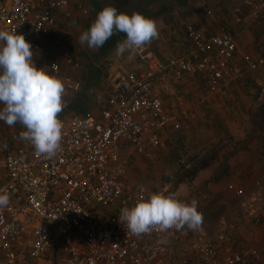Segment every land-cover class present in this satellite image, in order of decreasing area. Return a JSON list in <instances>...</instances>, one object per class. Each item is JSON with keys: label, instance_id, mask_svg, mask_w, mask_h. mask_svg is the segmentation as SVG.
Here are the masks:
<instances>
[{"label": "built area", "instance_id": "obj_1", "mask_svg": "<svg viewBox=\"0 0 264 264\" xmlns=\"http://www.w3.org/2000/svg\"><path fill=\"white\" fill-rule=\"evenodd\" d=\"M77 8L85 17L99 13L94 1ZM73 10L71 0H0V29L23 34L35 55L58 12L70 17ZM234 13V27L248 31L264 17V0H243ZM234 27L222 24L206 33L188 23L189 46L167 60L153 50V40L135 51L137 63L111 74L112 88L99 114H59L61 145L50 158L19 139L22 125L0 124V165L7 178L0 194L10 201L0 208V264H264V249L239 246L232 231L213 237L196 233L186 240L182 235L191 231L180 235L173 228L153 229L137 237L119 220L122 208L148 198L144 185H131L127 148L153 158L189 119L166 105L161 89L174 85L181 94L186 77L198 75L222 107L232 83L243 77L244 69L233 64L238 51ZM243 58L251 71H258L264 67V48ZM65 64L70 71L77 69L72 57ZM48 67L63 77L64 94L82 91L83 83L65 73L61 63ZM228 188L244 196L237 184ZM250 213L256 226L264 223V214L253 206Z\"/></svg>", "mask_w": 264, "mask_h": 264}, {"label": "rangeland", "instance_id": "obj_2", "mask_svg": "<svg viewBox=\"0 0 264 264\" xmlns=\"http://www.w3.org/2000/svg\"><path fill=\"white\" fill-rule=\"evenodd\" d=\"M92 1L97 4L99 12L109 5L128 14L142 11L146 7L161 11L162 22L164 20L176 30V33H162L164 38L172 40L168 42L175 48L161 57L164 60L181 53L189 46L185 24H195L202 31L211 33L219 25L232 22L229 9L217 12L219 8L211 4L212 0H208L209 3H197L202 6L189 4V0H132L133 4L124 9L119 7L121 0ZM134 1H138L140 6L137 7ZM193 9L196 11L192 15ZM209 11H213V14H209ZM96 17L97 15L88 18L76 16L65 25L60 44L50 45L42 53L43 61L50 56L48 53L55 52L62 57H75L78 70H75L74 77L82 79L84 85L83 92L63 94L65 108L72 103L76 104V109L66 112L68 114L87 111L99 114L105 105L104 96L112 88L110 63L114 59L109 58L116 49L107 56H100L98 48L90 49L79 42V36ZM62 29L64 30L63 27ZM241 35L242 32H237L238 39ZM124 57L129 58V53L126 52ZM131 57L133 64L138 62L135 53ZM242 78L251 81L252 87L242 99L244 108L241 110L231 107L230 110L227 109V101L231 95L223 99L222 107H217L214 103L198 106V98L206 94L205 83L200 79L195 93L197 95L188 99L195 106L189 110L194 119L186 121L183 130L172 133L168 138L167 148L158 152L155 157L145 158L128 152V177L131 185H144L148 190V197L153 193H161L189 204L193 199L198 202V211L203 215L200 229L193 231L187 227L181 230L173 228L180 235L191 231L188 236L182 235L184 239L193 240L196 233L213 237L219 232L232 231L237 235L239 246L250 245L264 249V223L256 226L250 213L253 206L257 212L264 214V180L261 179V185H257L252 177L253 172L262 164L258 160L264 162V67L256 72H246ZM258 79L263 83L261 86L257 83ZM234 84L235 82L232 86ZM204 162H208L209 166L200 169L191 179V171ZM242 173L252 177L255 186L247 191L245 189L244 196L238 197L228 185L236 184V179ZM238 186L244 190L243 185ZM243 225H247V228L241 232Z\"/></svg>", "mask_w": 264, "mask_h": 264}, {"label": "clouds", "instance_id": "obj_3", "mask_svg": "<svg viewBox=\"0 0 264 264\" xmlns=\"http://www.w3.org/2000/svg\"><path fill=\"white\" fill-rule=\"evenodd\" d=\"M115 32L126 34V39L116 47V55L124 56L127 52L129 58L159 36L157 22L152 18L139 12H120L109 5L82 32L79 42L97 49ZM63 94V81L45 67H37L33 46L25 36L0 29V121L10 127L22 125L25 130L19 133V139L29 142L37 155L50 158L60 148L63 124L58 116L65 106ZM9 202L6 193L0 194V208ZM119 220L126 225L127 233L139 237L153 229L199 230L203 215L195 199L189 204L174 196L153 193L131 208H122Z\"/></svg>", "mask_w": 264, "mask_h": 264}, {"label": "crops", "instance_id": "obj_4", "mask_svg": "<svg viewBox=\"0 0 264 264\" xmlns=\"http://www.w3.org/2000/svg\"><path fill=\"white\" fill-rule=\"evenodd\" d=\"M189 1H190L189 4H195V5H198V6H202V4L201 5L197 4V3H200V1L204 2V3H209L208 0H189ZM242 1L243 0H215L213 2V0H212L211 4H213L214 6H217L219 8V9H217V12H225L227 9H229V11L231 13V17H232V20H231L232 22L228 23V24H230V26L234 27V17H233V15L235 14L234 11H235L236 7H238V6H240L242 4ZM71 2H72V6L74 7L73 15L70 16V17H66L63 12H58L57 23L55 24V26H53L50 29L49 34H47V36L43 40L42 48H41V50L39 52H37L34 55V60H35V63L37 65V67H45L46 71H49V67H48L49 63H51V62H59V63L62 64V66L64 68V72L66 71L65 73H67L68 75H72L74 77V72L75 71H70L68 69V67H66V64H65L66 59L69 58L68 56L62 57L58 52L48 53L50 56H47V59H45L44 61L42 60L43 56H44V55H42V53L45 50H47V48L50 47V45L60 44V41H61L60 38H62V35L64 36L63 32L65 31V25L70 23V21L73 18H75L76 16L85 17L79 11V9L77 8V5L78 4H83V5L90 4V3H92V0H71ZM205 9L207 10V6H206ZM195 11L196 10L193 9L191 14L193 15V13H195ZM152 12L156 14L154 20L157 22L158 30H159L158 38L153 39V41H152V43H153L152 44V48L160 57H162L163 55L166 56L169 53H171L172 49H175V48L171 47L169 42H168V40L169 41H172V40L169 39V37L168 38H164L162 33H165V32L167 34H170L171 32L176 33V30L173 29L171 24L165 22L164 20L162 22V20H161V11L152 10ZM85 18H88V17H85ZM62 25H64V26H62ZM187 25L185 24V33H186V26ZM62 27L64 28V30L62 29ZM88 27H87V29H88ZM216 27H218V26H216ZM216 30H217V28H216ZM160 31H162V32L160 33ZM234 32L236 34V39H237V43H238V51L236 53V57H235V60H234L233 64L236 65V66H241V67L244 66L243 67L244 75H245L246 72H256V71H251L246 66V64H245L246 62L244 61L243 57L247 53L255 54L258 51H260L262 48H264V17L260 18L256 22H254L252 24V27L248 31H246V30H244L243 28H240V27H234ZM237 32H242V35L240 36V39L237 38ZM52 38H53V40H52ZM63 40H64V38H63ZM172 45H173V43H172ZM243 51H245V52H243ZM125 54H124V56H125ZM124 56H117L116 55V51H114L112 53V55L110 56L109 60H111V59L113 60L114 59L113 63H115V65H114V67L112 66V69H111L112 73L111 74L114 73V71L117 69V67H122L124 69V68H131L134 65L133 62H131V61H133L132 57L125 59ZM72 58L75 59V57H72ZM76 70H78V69H76ZM59 78L63 81V77L62 76H60ZM74 78L79 80V81H81L83 83L82 79H78L77 77H74ZM200 79H202L204 81L205 86H206V94L204 96H202L201 98L206 97L208 100L205 103H201L200 102L201 98H198L199 99L198 106H199V104H207V103L213 104L214 102L218 101V99L215 100L214 97H211V95L208 93L207 84H206L205 79L200 77V76H198V75H192V76H187L186 77V79H185V81H184V83L182 84V87H181V90H182L181 94L177 93V90H175V86L174 85H171L169 87H164V88L161 89V93H162V96H163V98L165 100L166 105L171 110L177 111L178 113H182L183 111L186 112L188 114V117H189V119H187V121L194 119V115H192V113H190L189 110H191L192 107L195 108V106H192V104L188 101V99H190V98L192 99L193 96L197 95L195 93H196V89L200 85L199 84ZM250 82L251 81L246 80L244 78H242L241 80H238V82H235V84L231 88L233 93L230 94L231 96H230L229 100L227 101L228 102L227 103V109L228 110H230V107H231V109L238 108L239 110L244 108V106L242 104V102H243L242 99L245 97V95L247 93L250 92V91H248V89L252 87V84ZM257 83L260 86L263 84L260 81V79L257 80ZM83 85H84V83H83ZM81 92H83V89H82ZM105 96H104V100H103V102L105 104L104 107L106 106ZM73 104L74 103H72V105L66 107L67 109L64 107L63 111L61 113L70 112L71 110L76 109V104H74V105ZM87 107H89V105ZM87 112H83L82 114H85ZM189 122H191V121H189ZM0 124H1L2 127L8 126L3 121H0ZM17 124L14 125V126H11V127L9 126V127L10 128H15L17 126ZM263 145H264V141H263ZM128 152H130L131 154L135 153V152H132L131 149H128L124 153L125 157L127 156ZM138 155L142 156L140 154H138ZM257 157L260 158L259 155H257ZM0 159H1V156H0ZM126 159H127V157H126ZM258 161H259V163H260V161L262 163L259 166V168L263 167V169L257 168L253 172V175H252L253 179L255 181H257V185H258V183L261 184V182H260L261 179L264 180V162L262 160H258ZM252 177H248L247 175H244V173H242L241 177L236 179V184L240 185V186L243 185L244 191H245V189L247 191L250 188H254L255 185H254ZM6 179L7 178H6L5 170L0 165V185L4 184L6 182ZM29 262L30 263H34L36 261L33 260V259H29ZM44 263L45 262L43 261V264Z\"/></svg>", "mask_w": 264, "mask_h": 264}, {"label": "trees", "instance_id": "obj_5", "mask_svg": "<svg viewBox=\"0 0 264 264\" xmlns=\"http://www.w3.org/2000/svg\"><path fill=\"white\" fill-rule=\"evenodd\" d=\"M134 3L136 4V6H140V4L138 3V1H134ZM132 0H121L119 7L121 8H128V6H131ZM139 13L144 14L147 17L152 18L153 20L155 19L156 14L152 12V9H150L149 7L147 8H143L142 11H138ZM132 14V13H131ZM94 22V21H93ZM92 22V23H93ZM91 23V24H92ZM90 24V25H91ZM90 25L88 27V29L90 28ZM124 39H126V34L123 32H115L112 37H110L105 44L98 48L99 50V55L100 56H107L109 53H111L112 51H114L118 45V43L122 42ZM209 166L208 162H204L201 166L194 168V170L191 171L192 175L190 176V178L192 179L194 176H196L197 172L202 169V168H206Z\"/></svg>", "mask_w": 264, "mask_h": 264}]
</instances>
